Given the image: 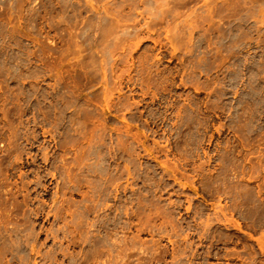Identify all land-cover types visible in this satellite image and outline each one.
I'll return each mask as SVG.
<instances>
[{
  "label": "rangeland",
  "instance_id": "obj_1",
  "mask_svg": "<svg viewBox=\"0 0 264 264\" xmlns=\"http://www.w3.org/2000/svg\"><path fill=\"white\" fill-rule=\"evenodd\" d=\"M0 264H264V0H0Z\"/></svg>",
  "mask_w": 264,
  "mask_h": 264
}]
</instances>
